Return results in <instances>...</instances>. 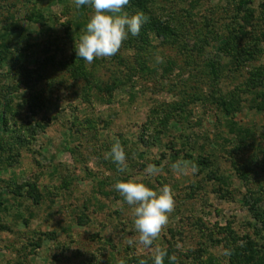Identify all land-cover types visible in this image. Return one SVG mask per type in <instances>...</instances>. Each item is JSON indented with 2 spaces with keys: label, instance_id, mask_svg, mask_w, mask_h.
<instances>
[{
  "label": "rangeland",
  "instance_id": "rangeland-1",
  "mask_svg": "<svg viewBox=\"0 0 264 264\" xmlns=\"http://www.w3.org/2000/svg\"><path fill=\"white\" fill-rule=\"evenodd\" d=\"M241 1L152 0L150 16L176 25L175 34L139 49L144 23L115 56L88 64L75 38L89 6L0 0V44L4 26L24 28L0 65V264L151 258L127 243L137 235L132 206L113 187L149 164L161 169L145 178L149 186L167 184L175 198L153 243L166 250L165 264H237L251 240L259 249L243 264H264V223L248 204L264 209V0ZM40 12L43 20L32 19ZM115 139L124 173L105 159ZM181 160L187 168L174 172Z\"/></svg>",
  "mask_w": 264,
  "mask_h": 264
},
{
  "label": "clouds",
  "instance_id": "clouds-1",
  "mask_svg": "<svg viewBox=\"0 0 264 264\" xmlns=\"http://www.w3.org/2000/svg\"><path fill=\"white\" fill-rule=\"evenodd\" d=\"M77 9L89 6L92 12L86 26L80 29L79 39L75 38L77 57L92 64L96 58H110L122 48L129 34L138 36L147 17L143 12L130 14L126 8L130 0H73ZM105 159L116 163L118 170L124 173L128 169L127 155L119 139H115ZM188 166L187 161H177L172 164L174 172H183ZM155 164H149L141 175L127 180H118L114 189L126 203L132 206L134 230L136 236L130 237L129 245L143 246L151 250L153 264H164L168 255L166 250L153 247L163 230L169 223V217L175 210V198L172 188L165 184L159 188L150 187L145 178H151L160 173ZM175 261L176 256L169 257ZM138 264H148L140 259Z\"/></svg>",
  "mask_w": 264,
  "mask_h": 264
},
{
  "label": "trees",
  "instance_id": "trees-1",
  "mask_svg": "<svg viewBox=\"0 0 264 264\" xmlns=\"http://www.w3.org/2000/svg\"><path fill=\"white\" fill-rule=\"evenodd\" d=\"M243 3L244 6L247 5V1L242 0L241 1ZM152 4V0H130V6L131 8L136 7L137 10L143 11L144 13H146L147 16V22L145 23V27L147 32H142L141 36H139V40L141 42V44H139V49L142 46V44L144 43H148L150 42L152 36H155L156 38H160L162 37L163 34L166 33V31H169L171 34H175V28L177 29V26L174 25L171 27L170 24H166L162 21H160V19H156L154 17L150 16L149 10H150V6ZM31 19V16L30 18ZM32 19L39 21V20H43V14H38V16H34V18L32 17ZM174 22V21H173ZM24 31V28H22V26L20 24L17 23H12V24H7L6 26H4V31H3V42L2 44H0V65L5 63L9 57L10 54L12 53V48H11V44L12 41L14 39V35H22V32ZM228 37H221L219 39H221L220 41L223 43L221 44L223 46V48L226 50L228 49V45H229V38ZM25 51L24 47L21 48L20 44L17 46H15V53H19V57L20 54H22ZM216 67V66H215ZM222 104L225 103L224 100H222L221 102ZM187 105V104H186ZM224 108L226 109V104H223ZM181 108V107H179ZM226 111H229L228 108L226 109ZM6 121V120H5ZM5 127L7 126V123L5 122ZM231 128V131L232 132ZM35 130V129H33ZM147 140L145 137L141 136L140 137V143H145ZM192 157V155H190V158ZM198 164L202 165L205 167L206 165H208L210 163L209 158L207 157H202L199 158L197 160ZM250 171H240L239 175H241V177L245 180L248 181L249 176H250ZM214 173H212L213 175ZM211 176V175H210ZM32 187V186H31ZM33 189V188H32ZM28 193H30V190H28ZM248 204L250 207V210L253 211L254 216L257 218H259V222L261 223V221L264 223V209L260 208L257 206L256 202H252L251 200H248ZM264 227V225H263ZM263 238H264V229H262L261 234H260ZM258 243L259 242H255L254 240H251L250 243H248V246H246L245 248H240L239 250H237L238 252L235 254V263L237 264H243V263H247L248 261H251L252 259L255 258V252H258ZM249 250L250 252L246 251ZM244 250V252H240ZM168 257H166L164 259V264H165V260H167ZM142 259L140 256L138 258L134 259V263H138V261ZM148 261V264H153V260H151V258L146 259ZM170 263V262H167ZM166 263V264H167Z\"/></svg>",
  "mask_w": 264,
  "mask_h": 264
}]
</instances>
